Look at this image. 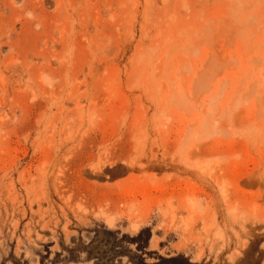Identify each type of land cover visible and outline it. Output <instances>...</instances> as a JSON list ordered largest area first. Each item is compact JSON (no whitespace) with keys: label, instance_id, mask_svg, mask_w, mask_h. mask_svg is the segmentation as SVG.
Returning <instances> with one entry per match:
<instances>
[{"label":"rangeland","instance_id":"rangeland-1","mask_svg":"<svg viewBox=\"0 0 264 264\" xmlns=\"http://www.w3.org/2000/svg\"><path fill=\"white\" fill-rule=\"evenodd\" d=\"M0 264H264V0H0Z\"/></svg>","mask_w":264,"mask_h":264}]
</instances>
